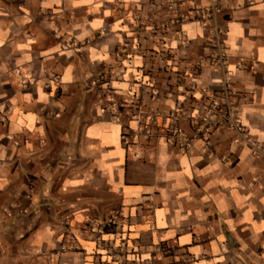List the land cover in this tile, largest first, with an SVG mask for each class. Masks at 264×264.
Masks as SVG:
<instances>
[{
  "label": "crops",
  "instance_id": "1",
  "mask_svg": "<svg viewBox=\"0 0 264 264\" xmlns=\"http://www.w3.org/2000/svg\"><path fill=\"white\" fill-rule=\"evenodd\" d=\"M0 264H264V0H0Z\"/></svg>",
  "mask_w": 264,
  "mask_h": 264
},
{
  "label": "built area",
  "instance_id": "2",
  "mask_svg": "<svg viewBox=\"0 0 264 264\" xmlns=\"http://www.w3.org/2000/svg\"><path fill=\"white\" fill-rule=\"evenodd\" d=\"M170 3H177V0H169ZM197 15H202V11H197ZM186 16H179L177 23L187 20ZM225 60L217 61L220 69L224 67ZM100 93L104 92L102 82L99 77L96 79ZM232 89L226 84L223 92L220 94H202L194 100L190 108L181 109L178 113L170 116L167 128V136L171 141L178 142L181 147H187L195 139H206L212 131L219 127H229L241 130V123L237 116V108L232 102ZM186 119L189 125V131L182 129L180 121ZM66 245H62L64 249Z\"/></svg>",
  "mask_w": 264,
  "mask_h": 264
}]
</instances>
